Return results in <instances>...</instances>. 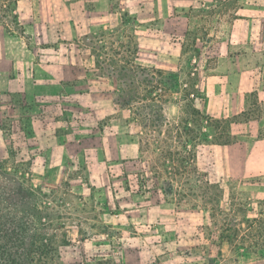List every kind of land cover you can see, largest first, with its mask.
I'll list each match as a JSON object with an SVG mask.
<instances>
[{"label":"rangeland","instance_id":"1","mask_svg":"<svg viewBox=\"0 0 264 264\" xmlns=\"http://www.w3.org/2000/svg\"><path fill=\"white\" fill-rule=\"evenodd\" d=\"M239 6L237 0H116L111 6L117 18L112 21L115 31L123 28L125 14L133 16L134 22L128 27V39L123 31L115 33L109 38L110 50L101 52L102 60L122 61L104 66L112 71L114 66L122 80L117 102L129 107L131 116L126 122L141 137L143 163L139 169L154 172L156 177L159 174L151 186L163 189L159 195L133 198L124 211L114 204H108L107 211L117 219L123 213L127 219L130 215L125 211L138 217L146 206L153 205L150 218L162 219L166 238L174 242L183 235L180 250L187 264H264V199L256 197L264 190V179L229 178L226 174L240 172L245 160L261 152L257 143L264 138V129L258 124L262 110L256 91H251L245 105L242 103L240 110L244 111L229 113L239 102L228 96L222 84L209 83L205 76L208 67L223 64L219 61L226 56L225 42L229 30L235 29ZM60 7L19 0L15 11L18 25L0 22V90L11 101L21 94L28 96L25 101L31 97L33 80L23 62H58L55 75L68 71L66 85L70 86L82 74L78 51L67 50L57 29L55 17H60ZM260 8L264 11V3ZM158 12L164 14V20L174 19L187 30L168 36L169 54L170 48L163 45L157 52L162 58L157 62L160 68L148 69V62L142 61L141 27L147 13ZM262 21L256 31L246 25V45H261L254 34L264 29ZM177 42L181 46L172 48ZM173 49L180 52L177 67L167 62V56L174 58ZM255 59L264 64V54ZM54 92L61 95L59 82L54 83ZM3 110L0 127L6 126L7 131L0 133L11 135L14 111L4 121ZM232 144L234 147H226ZM13 153L12 144L0 147V264H119L109 254L95 255L92 244L78 243L93 234V228L79 227L77 215L71 212L51 209L48 193L31 182L29 160L15 163ZM64 187H70L69 181ZM157 202L163 207H155ZM73 234L78 235L74 238Z\"/></svg>","mask_w":264,"mask_h":264},{"label":"crops","instance_id":"2","mask_svg":"<svg viewBox=\"0 0 264 264\" xmlns=\"http://www.w3.org/2000/svg\"><path fill=\"white\" fill-rule=\"evenodd\" d=\"M31 1L51 3L53 8L60 4V17H55L57 29L67 50L78 51L76 60L82 74L70 86L66 85L70 80L68 71L62 70L55 75V63L58 62H23L33 80L31 97L26 99L31 105L26 107L28 102L25 98L28 96L25 94L11 101L8 94L0 90L4 121L11 117L10 111H14L9 128L11 135L2 136L0 133V147L13 145L15 163L29 160L31 182L48 193L46 199L51 209L55 207L71 212L77 215L79 227L93 228V234L89 233L87 238L77 241L87 246L92 244L95 255L109 254L119 264H187L183 250H180L183 249L180 242L183 235H179L174 242L166 238L162 219L150 218L148 211H153V205L146 206V212L138 217L125 211L130 215L127 219L123 213L117 219L107 211L108 204L124 211V206H131L132 199L137 196L163 193L158 185L151 186L154 179L160 178L159 174L156 177L154 172L139 169L143 163L141 137L135 133L134 126L126 122V117L130 115L128 112H131L129 107H121L117 102L123 91L118 85L122 80L114 66L112 71L107 63L117 65L114 62L122 61L102 60L101 55L102 51L110 50L111 35L123 31L122 35L128 39V27L134 22L133 16L125 14L123 28L117 32L112 25L117 18L111 10L116 0ZM223 1L229 3L236 0ZM237 2L241 4L237 10L239 16L233 25L235 29L231 33L229 30L225 42L226 56L219 61L223 64L208 67L205 76L209 83L222 84L229 92L228 96L239 102L235 111H229L234 115L244 111L240 110L242 103L245 105L249 93L256 91L262 110L258 124L264 129V64L255 59L257 55L264 54V29L257 32L259 36L254 34V39H259L261 45L250 46L245 42L246 25H252L255 31L262 25L264 11L260 5L264 0ZM246 15H249L248 21L244 19ZM164 19V14L158 12L147 13L143 20L142 61L148 62V69L150 66L160 68L157 62H162V58L157 52H161L163 45L166 49L170 48L167 51L169 54L168 36L187 30L174 19ZM153 36H157L156 39ZM125 43V49H128V42ZM178 45L181 46L179 42L172 43V48ZM152 51L153 58H150ZM171 55L174 58L167 56V62H174L173 66L177 67L175 62L180 52L173 49ZM58 82L61 95L54 92V83ZM74 104L75 107L69 109ZM0 131H7V127H0ZM257 145L261 147V152L245 160L247 166H243L240 172H227L229 178L261 176L264 179V138ZM66 181L70 183L68 188L64 187ZM256 197L264 199V190L260 189ZM79 205L81 208H78ZM161 205L157 202L154 206L162 208ZM77 235L73 234V237Z\"/></svg>","mask_w":264,"mask_h":264},{"label":"trees","instance_id":"3","mask_svg":"<svg viewBox=\"0 0 264 264\" xmlns=\"http://www.w3.org/2000/svg\"><path fill=\"white\" fill-rule=\"evenodd\" d=\"M18 2L19 0H0V22L2 24L8 21L13 25H18V16L15 13ZM193 158L195 159V156Z\"/></svg>","mask_w":264,"mask_h":264}]
</instances>
